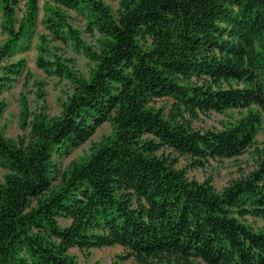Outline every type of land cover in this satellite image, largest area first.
Listing matches in <instances>:
<instances>
[{
  "label": "trees",
  "instance_id": "obj_1",
  "mask_svg": "<svg viewBox=\"0 0 264 264\" xmlns=\"http://www.w3.org/2000/svg\"><path fill=\"white\" fill-rule=\"evenodd\" d=\"M48 2L36 66L71 93L58 116L23 100L27 134L17 140L0 126V264H79L72 248L112 246L138 264H264V230L243 221L264 220V159L220 191L178 167L180 157L204 168L241 155L264 135V0H120L116 15L103 0ZM17 4L0 0V94L24 74V59L8 61L37 25L38 0H27L21 20ZM69 10L98 32V48L83 42ZM50 42L83 53L89 76ZM228 110L244 113L221 129L195 125ZM105 122L111 134L60 169L54 157Z\"/></svg>",
  "mask_w": 264,
  "mask_h": 264
},
{
  "label": "rangeland",
  "instance_id": "obj_2",
  "mask_svg": "<svg viewBox=\"0 0 264 264\" xmlns=\"http://www.w3.org/2000/svg\"><path fill=\"white\" fill-rule=\"evenodd\" d=\"M116 15L120 0H103ZM27 0H18L16 6V16L19 20L23 18L26 10ZM48 0H38L37 25L31 38L20 43L21 49L9 59L8 62H17L20 59L25 60V72L13 86L0 94V105L3 111L0 113V126L7 138L17 140L19 136L27 134L21 128V115L23 112V100L30 112L39 111L43 106L47 108L50 116H58L61 113V104L71 93V85L66 80H60L55 77H47L37 66L38 45L41 35L47 34L42 25V20L46 15ZM69 22L73 28L77 29L83 42L96 49L99 46L100 35L97 31H89L86 19L75 12L69 10L66 12ZM3 14L0 11V46L4 44L7 35L2 31ZM53 53L66 59L69 67L76 70L80 75L88 77L92 63L83 53L74 51L70 44L65 45L59 42H50ZM28 73L27 75H25ZM37 83H43L42 92L44 98L39 96ZM163 101H156V106L163 105ZM244 111L228 110L224 113L210 112L207 115H201L195 122L196 127L204 129H221L223 125L237 120ZM112 127L109 122L100 125L93 136L74 149L68 156H55L54 160L60 169H66L72 161L81 160L90 153L93 144L98 143L102 138L110 135ZM264 159V135L260 132L255 142L243 154L225 158L222 160H210L204 168L189 167V160L180 157L178 167L187 169V176L203 182L207 178L212 180L213 186L220 191L232 180L238 179L248 172L254 170ZM5 170L0 168V181L3 179ZM243 221L256 230H264V220L260 218L246 217ZM62 225H67L68 221L60 220ZM70 254L73 255L79 264H138L133 258L124 259L127 251L120 246L104 247L101 249H91L83 252L78 248H72ZM154 264V263H153ZM192 264H204L199 260H192Z\"/></svg>",
  "mask_w": 264,
  "mask_h": 264
}]
</instances>
